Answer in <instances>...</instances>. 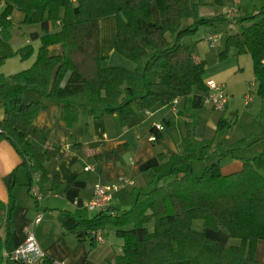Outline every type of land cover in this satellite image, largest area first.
Returning <instances> with one entry per match:
<instances>
[{"label":"trees","instance_id":"16d2710c","mask_svg":"<svg viewBox=\"0 0 264 264\" xmlns=\"http://www.w3.org/2000/svg\"><path fill=\"white\" fill-rule=\"evenodd\" d=\"M1 3L0 68L10 58L28 60L34 51L31 45L14 50L9 43L14 11L24 15L25 24L48 21L55 28L40 38L36 59L28 69L8 76L0 72V107L4 113L0 135L14 148L30 176L43 178L45 162L59 150L47 143L44 128L33 124L49 102L62 106L60 118L67 125L77 120L80 109H85L92 119L115 114L124 127L132 128L140 123V113L174 100L183 103L193 91L206 92L202 78L205 61L199 58L196 46L184 43L198 26L213 27L228 20L242 24L241 33L229 36L226 44L237 54L251 56L256 92L264 98V8L238 19L200 16L198 5L191 0ZM105 17H114L115 51L135 63V71L102 65L98 22ZM183 20L191 23L182 27ZM54 44L61 45L60 56L49 54L48 48ZM227 55L225 50L220 57ZM28 90L41 99L24 102ZM192 104L201 107L200 94L192 95ZM219 123L227 124L223 119ZM150 135L154 143L162 138L155 127ZM232 152L214 140L192 138L178 154H158L160 165L153 169L154 184L143 201L116 213L108 207L92 219L80 221L73 232L80 241L87 239L93 246V232L112 229L122 241L121 252L112 264H258L256 246L264 241V150L251 159H242L240 171L224 175L220 160ZM211 155H216L217 161L194 176L192 162ZM0 213V264H24L4 257L12 230V203H0ZM194 220L239 244L225 246L204 232L194 231ZM50 262L45 257L42 264Z\"/></svg>","mask_w":264,"mask_h":264},{"label":"crops","instance_id":"0c3cea01","mask_svg":"<svg viewBox=\"0 0 264 264\" xmlns=\"http://www.w3.org/2000/svg\"><path fill=\"white\" fill-rule=\"evenodd\" d=\"M18 15L16 21L23 22L24 15ZM43 23L48 24L43 26L45 33L55 30L50 22ZM106 38L110 44L108 54L106 52L108 56L105 57L103 47ZM98 40L99 57L103 65L104 58L115 51L116 25L113 17H105L98 22ZM26 45H30L26 40L19 45L11 44L14 50ZM48 52L51 56H60L62 47L60 44L51 45ZM35 59L31 60V65ZM25 93H29L26 102L41 99L35 91L28 90ZM195 93H203L204 96L206 92L193 91L192 95ZM192 95L176 106L169 104L151 112L140 113V123L132 128L124 127L115 114L107 113L92 119L85 109H80L77 120L67 125L60 118L62 106L49 102L48 108L40 112L33 122L35 127L44 128L47 143L59 148L57 155L45 162L43 178L38 174L28 175L14 148L0 135V203L5 206L12 203V230L7 239V252L14 251L32 229L44 256L51 260L65 264H112L120 254L122 245L121 239L116 237L112 229L105 230L114 238L105 237V231H102L103 242L93 246L87 239L80 241L73 229L80 221L95 216L96 212L89 211L85 204L93 197L96 185L117 186L109 206L110 211L116 213L127 210L143 201L153 187V169L160 165L158 154L175 155L184 150L186 141L192 138L204 139L193 128L195 120H192L187 102L191 99L190 107L196 112L204 105L202 103L200 108H194ZM229 106L227 101L222 111ZM3 118L1 107L0 121ZM153 127L162 133V138L155 143L150 140V129ZM104 153L110 156L105 157L102 155ZM211 156L201 160L203 170L207 167L204 161L211 159ZM227 167L233 169L224 175L242 169L240 163L228 164ZM33 181L39 186L41 199L38 203L34 202L30 191ZM38 212L42 213V219L33 225ZM218 236L219 239H211L226 246L228 236L223 232ZM235 245L238 244L232 246ZM255 258L258 264H264V241L257 244Z\"/></svg>","mask_w":264,"mask_h":264},{"label":"rangeland","instance_id":"374dc122","mask_svg":"<svg viewBox=\"0 0 264 264\" xmlns=\"http://www.w3.org/2000/svg\"><path fill=\"white\" fill-rule=\"evenodd\" d=\"M191 3L198 5L199 15L205 17L226 16L229 11L235 10L234 14L239 19L250 16L264 8V0H223L219 5L215 4L214 0H191ZM2 11L3 5L0 0V13ZM18 14L21 15L22 13L14 11L11 15L13 25L9 30V41L15 46L26 40L34 51L32 56L25 61H20L18 57L5 60L0 68V72L5 76L26 70L31 65V60L36 57L40 38L45 34L43 26L48 25L42 24V22L25 24L21 20L16 21ZM235 16L232 15L230 18ZM190 23V20H183L182 27H186ZM241 31L242 24L228 20L217 23L213 27L207 25L198 26L193 34L184 38L185 44L196 46L199 58L205 61L203 81L205 83L213 81L225 86L230 106L224 112L207 106H202V108L198 109L200 111L196 112L190 107L191 99H188L187 102V108L191 111L192 120H195L193 128L197 130L196 134L202 135L205 140H214L215 144L220 143L225 150H233L231 155H227L220 160L219 164L222 167L223 174L232 171L233 166L227 167L228 164L240 163L242 165V159L254 157L264 150V98L260 97L256 92L257 80L254 76L251 56L248 53L237 54L234 47L226 44L229 36L239 35ZM209 33L218 37V41L214 46H210L204 41ZM105 41L103 51L106 57L108 56V43L110 44V40L106 38ZM225 50L228 52L227 57H220V54ZM103 66L118 67L126 71L136 70L135 63L122 57L116 51H113L108 58H104ZM28 94L25 93L23 95L24 102L27 101ZM201 96H203V93ZM246 97L250 98L248 104H245ZM222 119L227 124L220 125L219 122ZM211 159L204 161L205 164L209 165L217 161V157L214 155L211 156ZM201 166V161L192 162V174L194 176L201 175L203 170ZM230 168L231 170H228ZM169 180L170 178L166 179V181ZM192 229L197 232H204L209 238L215 237L219 239L218 234H222L219 231L204 229L200 220L192 222ZM108 233L109 231L105 230V237L114 238L112 234ZM234 244H239V241L229 238L226 246Z\"/></svg>","mask_w":264,"mask_h":264},{"label":"built area","instance_id":"2783aa9c","mask_svg":"<svg viewBox=\"0 0 264 264\" xmlns=\"http://www.w3.org/2000/svg\"><path fill=\"white\" fill-rule=\"evenodd\" d=\"M75 2L76 0H72ZM235 10L229 11L227 13V17H231L234 15ZM205 43L210 46H214L218 41V37L214 34H209L205 38ZM207 91L202 97V103L204 106L211 107L215 110H224L227 105V95L225 92V86L223 84H218L213 81H209L206 83ZM250 102V98H245V104ZM178 104L177 100L172 102L173 106ZM150 140L153 141V137L151 136ZM91 168H86V170H90ZM117 186H106L98 184L94 188L93 197L86 202L85 207L91 212H103L109 206L111 201L113 200V194L116 190ZM30 191L32 193V197L36 203H38L41 199L39 191L36 186V182L33 181L30 184ZM42 219V213L38 212L33 225L40 223ZM92 237L96 244H100L103 242L102 231L96 230L92 233ZM4 257L10 258V260L21 261L24 264H42L45 256L41 251L35 236L33 234L32 229L27 232L25 240L16 247V249L12 252L4 253ZM50 264H65L64 262L51 260Z\"/></svg>","mask_w":264,"mask_h":264}]
</instances>
